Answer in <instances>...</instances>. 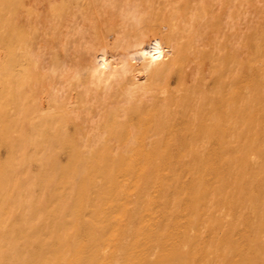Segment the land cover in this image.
<instances>
[{
    "label": "bare ground",
    "instance_id": "bare-ground-1",
    "mask_svg": "<svg viewBox=\"0 0 264 264\" xmlns=\"http://www.w3.org/2000/svg\"><path fill=\"white\" fill-rule=\"evenodd\" d=\"M0 264H264V0H0Z\"/></svg>",
    "mask_w": 264,
    "mask_h": 264
},
{
    "label": "rangeland",
    "instance_id": "rangeland-1",
    "mask_svg": "<svg viewBox=\"0 0 264 264\" xmlns=\"http://www.w3.org/2000/svg\"><path fill=\"white\" fill-rule=\"evenodd\" d=\"M105 57H107V54H105ZM261 64H262L261 62L258 63V65H261ZM152 66H153V64H152L151 61H147V62H145V64H141V65L135 66V68H133L130 71V73H129V76H128L129 79L132 82H134V83H136V84H138L140 86L142 84L143 85L149 84V82H151L150 78H152V76H153L152 73H151V71H150L151 68H153ZM87 71H88V69L84 68L81 72H82V74H84V76H86L87 75ZM171 75H169L167 77L168 79H171V80H169V82L171 84V85H169V87L171 86L170 87V90L171 91L170 90L168 91L169 94L168 93L162 94L163 95L162 96L163 98H165V97L166 98L167 97L168 98L171 97L170 96L171 92H172L171 95H176L177 92H178V88L175 89L178 86V84H179L178 83V75H177V73H173ZM214 83H215V80L214 79L210 80V82H209V84H208L207 87H209V86L211 87ZM203 84H204V82H203ZM203 84H202V87H203ZM169 87H168V89H169ZM173 89H175L176 92ZM180 91H182V92H178V95H176V96H180L181 97V96L184 95V93H186L183 90H180ZM69 93H70L69 94L70 96L68 97V102H70L73 106H78L80 101H79L78 88H77V86L76 85H73L72 88L70 89V92ZM48 96L49 95L45 92V90L41 94L40 103L42 104L43 109H45V110L48 109V105L50 104V99H49ZM175 99L178 100V98H175ZM137 119H138L137 114H134V121L133 122L138 121ZM70 131L72 133L74 132V126L73 125H71ZM30 150H32V149H30ZM1 151H2L3 156H5L7 154V152H8V148L6 146H4L3 148H1ZM62 157H65V155H62Z\"/></svg>",
    "mask_w": 264,
    "mask_h": 264
}]
</instances>
